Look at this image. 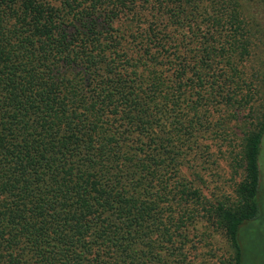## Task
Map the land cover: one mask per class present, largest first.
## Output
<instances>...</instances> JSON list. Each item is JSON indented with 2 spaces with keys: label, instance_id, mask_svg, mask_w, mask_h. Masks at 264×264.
<instances>
[{
  "label": "trees",
  "instance_id": "trees-1",
  "mask_svg": "<svg viewBox=\"0 0 264 264\" xmlns=\"http://www.w3.org/2000/svg\"><path fill=\"white\" fill-rule=\"evenodd\" d=\"M243 1L0 0V264H210L216 236L257 264L264 58ZM215 146L242 172L227 206L185 172Z\"/></svg>",
  "mask_w": 264,
  "mask_h": 264
},
{
  "label": "rangeland",
  "instance_id": "rangeland-1",
  "mask_svg": "<svg viewBox=\"0 0 264 264\" xmlns=\"http://www.w3.org/2000/svg\"><path fill=\"white\" fill-rule=\"evenodd\" d=\"M245 5V11L251 15L252 18L258 22L259 27L262 29L261 35H256L259 38V41L262 45V58H264V0H244ZM253 58V64H256V62L262 61V66L264 68V61L259 58ZM262 88V87H261ZM257 110H259L263 105L262 101H258L256 103ZM222 147L215 146L214 152L212 154H206L207 161L210 165H208V171L209 173V180L207 178L206 172H201V163L195 170H189L185 169L186 173H193L196 175L195 180L193 181V184L195 187L198 188L200 193L203 195H206L209 200L213 201L214 204L221 200L222 204L225 206L228 205L229 202H226L225 200L229 199L230 196L234 197L231 190L232 188L240 181L242 178V172L241 169L236 168L235 171H231V163L227 160H224V156L221 153H215L218 149H221ZM208 152H211L210 150ZM212 164V165H211ZM258 167L259 172L261 173V181L264 188V150L260 154V157L258 158ZM203 173V177H205V180H200L198 178L199 173ZM214 175V176H213ZM216 180V182H215ZM219 188L223 189V192H219ZM191 192V191H190ZM200 201V200H198ZM230 202H233V199H230ZM211 214V212H210ZM202 227H199V224H197L194 228L192 227L191 232L196 233L197 237L203 236L200 232ZM262 229V228H261ZM262 231H259V234L263 237L261 243L264 244V233L262 234ZM218 243L215 246V255H211L208 252V249L205 245L198 246V249L196 250V254L199 257L193 258L195 261H198L201 254H205V258L207 256L210 257L209 262L210 264H227V257L232 254L231 248L228 246L227 243H225L219 236H216ZM192 241L196 240L192 238ZM205 244V242H203ZM197 248V247H195ZM261 255L258 259L257 264H264V245L262 247ZM252 258V257H251Z\"/></svg>",
  "mask_w": 264,
  "mask_h": 264
}]
</instances>
